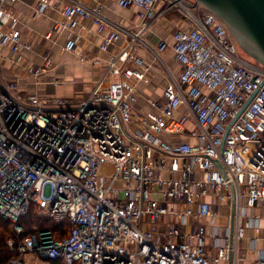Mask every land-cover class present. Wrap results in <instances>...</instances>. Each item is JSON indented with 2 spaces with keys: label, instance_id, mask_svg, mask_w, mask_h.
I'll list each match as a JSON object with an SVG mask.
<instances>
[{
  "label": "built area",
  "instance_id": "obj_1",
  "mask_svg": "<svg viewBox=\"0 0 264 264\" xmlns=\"http://www.w3.org/2000/svg\"><path fill=\"white\" fill-rule=\"evenodd\" d=\"M18 1L0 0V216L12 223L7 245L17 252L7 264H26L28 253L61 264H241L247 249L258 250L255 264H264V249L258 238H245L244 223L247 211L264 207V66L241 56L226 24L196 0H118L140 9L136 30L110 20L100 2L39 0L38 16L63 3L46 39L74 31L84 18L105 34L102 51L126 41L76 102L21 88L17 69L38 79L54 62L46 53L39 66L21 64L31 45L18 27ZM174 10L190 26L176 28L171 45L162 40L155 48L141 38ZM170 46L177 74L161 57ZM75 47L70 36L62 49ZM138 47L166 80L165 100L150 101L144 114L135 105L150 65ZM222 204L234 209L233 231L230 219L223 232L202 222ZM32 206L66 223L67 235L44 228L19 239L18 221Z\"/></svg>",
  "mask_w": 264,
  "mask_h": 264
},
{
  "label": "crops",
  "instance_id": "obj_2",
  "mask_svg": "<svg viewBox=\"0 0 264 264\" xmlns=\"http://www.w3.org/2000/svg\"><path fill=\"white\" fill-rule=\"evenodd\" d=\"M39 0H19L15 9L19 16L18 27L21 30L23 40L30 43V49H24L21 59L23 66H39L43 62L46 53L53 57V66L48 73L41 75L38 79L30 77L23 71L17 69L18 81L23 91L37 93L46 97H64L76 102L82 101L94 88V86L103 78L106 73L108 61L114 55L120 46L126 44L121 40L112 45L108 51L101 50L103 36L98 34L96 26L89 19L81 18L79 25L74 31L70 29L60 30L53 33L51 39L45 36L52 30L53 24L62 18L61 10L63 3L52 7L46 16L35 15L36 6ZM73 1V0H72ZM88 5H94L98 2L103 3L104 14L113 22L119 23L127 29L136 30L140 22V9L136 6L122 8L118 5V0H74ZM158 12L162 11V6L157 7ZM189 23L176 10L170 11L158 16L150 27L142 34L143 38L152 47H157L162 40L172 43V33L176 28H189ZM76 37V47L73 51H64L63 45L67 37ZM137 54L150 65L149 82L141 83L138 87V102L135 107L140 114L152 110L150 101H164V87L166 80L157 73L156 64L146 47H138ZM163 61L169 67L173 74H177L181 69L176 61L173 50L170 46L162 55ZM5 68H10L6 62ZM16 70V69H15ZM59 80L55 84L53 80ZM105 81L103 85L105 86ZM180 109H183L181 107ZM137 123H133L132 128H136ZM163 138L173 140V136L163 135ZM196 142L195 139H191ZM232 213L230 204L215 206L213 217L206 218L202 222L208 224L215 231L220 228L223 232L224 227L228 225ZM250 219H245L247 225L245 238H258V248L264 249V207H255L247 211ZM223 236V233H221ZM246 246V241L241 242ZM259 254L258 250H245L246 259L241 264H255Z\"/></svg>",
  "mask_w": 264,
  "mask_h": 264
},
{
  "label": "water",
  "instance_id": "obj_3",
  "mask_svg": "<svg viewBox=\"0 0 264 264\" xmlns=\"http://www.w3.org/2000/svg\"><path fill=\"white\" fill-rule=\"evenodd\" d=\"M218 16L228 27L239 48L264 66V0H196ZM249 99L239 111L235 122L250 103ZM232 122V123H233ZM217 166L223 167L217 161ZM234 209L230 218L233 231Z\"/></svg>",
  "mask_w": 264,
  "mask_h": 264
},
{
  "label": "trees",
  "instance_id": "obj_4",
  "mask_svg": "<svg viewBox=\"0 0 264 264\" xmlns=\"http://www.w3.org/2000/svg\"><path fill=\"white\" fill-rule=\"evenodd\" d=\"M36 209L32 206L26 216L21 218L18 223L23 227V232L19 239L24 238L29 233L41 230L44 228H49L53 231L56 238H62L68 233V226L66 223L55 222L50 218L40 217L36 215ZM10 238H15V231L13 229L12 223L2 216H0V245L6 244L7 247L1 246L2 251L8 250L9 256L5 259L2 258L1 264H7L9 260L17 256V252L12 251L7 245ZM17 239V241L19 240ZM50 264H61L59 261H53Z\"/></svg>",
  "mask_w": 264,
  "mask_h": 264
},
{
  "label": "rangeland",
  "instance_id": "obj_5",
  "mask_svg": "<svg viewBox=\"0 0 264 264\" xmlns=\"http://www.w3.org/2000/svg\"><path fill=\"white\" fill-rule=\"evenodd\" d=\"M240 54L247 61L252 62V63H257V61L254 58L246 54L241 49H240ZM104 171H105L104 167H102L101 173H104ZM36 215L39 216L37 212H36ZM1 246L7 247L5 243L3 245H0V264L2 263V258L6 259L9 256L8 250L5 249L4 251H2ZM25 262L26 264H50V262L47 259L42 258L37 253H28L25 256Z\"/></svg>",
  "mask_w": 264,
  "mask_h": 264
}]
</instances>
